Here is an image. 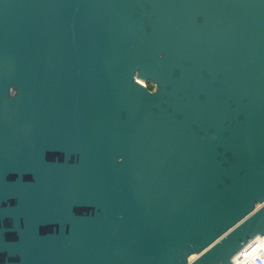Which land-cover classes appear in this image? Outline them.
Instances as JSON below:
<instances>
[{"label":"water","instance_id":"water-1","mask_svg":"<svg viewBox=\"0 0 264 264\" xmlns=\"http://www.w3.org/2000/svg\"><path fill=\"white\" fill-rule=\"evenodd\" d=\"M263 235L264 0H0V264Z\"/></svg>","mask_w":264,"mask_h":264},{"label":"built area","instance_id":"built-area-1","mask_svg":"<svg viewBox=\"0 0 264 264\" xmlns=\"http://www.w3.org/2000/svg\"><path fill=\"white\" fill-rule=\"evenodd\" d=\"M230 264H264V235L251 240L231 258Z\"/></svg>","mask_w":264,"mask_h":264},{"label":"bare ground","instance_id":"bare-ground-1","mask_svg":"<svg viewBox=\"0 0 264 264\" xmlns=\"http://www.w3.org/2000/svg\"><path fill=\"white\" fill-rule=\"evenodd\" d=\"M137 82L140 84V85H142V86H144V82H143V80L142 79H137ZM196 255H193L192 257L194 258ZM191 257V258H192Z\"/></svg>","mask_w":264,"mask_h":264},{"label":"trees","instance_id":"trees-1","mask_svg":"<svg viewBox=\"0 0 264 264\" xmlns=\"http://www.w3.org/2000/svg\"><path fill=\"white\" fill-rule=\"evenodd\" d=\"M147 87L151 90L153 87L152 86H150L149 84L147 85Z\"/></svg>","mask_w":264,"mask_h":264}]
</instances>
